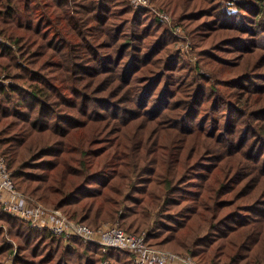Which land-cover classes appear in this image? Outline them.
Listing matches in <instances>:
<instances>
[{
  "label": "trees",
  "instance_id": "trees-1",
  "mask_svg": "<svg viewBox=\"0 0 264 264\" xmlns=\"http://www.w3.org/2000/svg\"><path fill=\"white\" fill-rule=\"evenodd\" d=\"M149 1L172 26L131 0H0V156L19 191L92 229L264 264V0ZM6 256L134 264L0 206Z\"/></svg>",
  "mask_w": 264,
  "mask_h": 264
},
{
  "label": "built area",
  "instance_id": "built-area-1",
  "mask_svg": "<svg viewBox=\"0 0 264 264\" xmlns=\"http://www.w3.org/2000/svg\"><path fill=\"white\" fill-rule=\"evenodd\" d=\"M133 3L138 6L144 5L146 1L133 0ZM155 12L163 21L171 23L167 15ZM174 33L177 36L183 34L179 27L174 28ZM0 206L9 216L35 229L48 231L63 241L78 239L84 244L96 245L104 250L127 251L133 255L134 264H195L190 258L148 246L144 235L128 234L117 225L92 229L83 223L67 218L59 210L47 208L38 201L25 196L14 186L3 157H0ZM15 252L16 248L14 255Z\"/></svg>",
  "mask_w": 264,
  "mask_h": 264
},
{
  "label": "rangeland",
  "instance_id": "rangeland-1",
  "mask_svg": "<svg viewBox=\"0 0 264 264\" xmlns=\"http://www.w3.org/2000/svg\"><path fill=\"white\" fill-rule=\"evenodd\" d=\"M146 1V3L144 4V5H136L135 3H133V0H131V4H132V7L134 8V9H140V8H147V9H150L151 10V12L153 13H155L157 16H158V14L155 12V11H157V12H159V13H163V12H160V11H158L157 10V6L155 5V4H153L156 8L154 9L153 7H152V4H150V3H152V2H150L149 0H145ZM193 2H192V4L191 5H193L194 3H199V0H192ZM150 2V3H149ZM199 6V5H198ZM161 10V9H160ZM162 11V10H161ZM164 11V10H163ZM153 13V14H154ZM164 13H166V11H164ZM154 14V15H155ZM166 15V14H165ZM167 16H168V13H167ZM168 18L170 19V17L168 16ZM170 21H171V23L169 24V25H171L172 26V20L170 19ZM167 23V22H166ZM180 28V27H179ZM182 29V28H181ZM182 35L181 36H178L179 38H180V43L178 44V49H179V51L183 54V55H185V56H183L191 65H193V63L195 62V57H191V55H188L187 53H189L190 51H191V45H190V43L188 42V40H186V37H185V35H184V31H183V29H182ZM243 66V65H242ZM195 137H197V136H195ZM201 139L202 138H200V139H198L199 140V142L201 141ZM191 147V143H189V144H187V146H186V148H187V150H189V148ZM0 157H2V156H0ZM6 162V161H5ZM6 166H7V164H6ZM9 173H11V172H9ZM22 194H24L22 191H20ZM258 193H259V191H254L253 192V194L250 196L251 197V200L252 199H255L256 197H257V195H258ZM25 196H27V197H30V196H28L27 194H24ZM233 197H234V194H229L228 195V198L231 200V199H233ZM32 199H34V198H32ZM34 200H36V199H34ZM242 201V199L235 205V207H237V206H240V205H242V204H244V202H241ZM39 203H41L43 206H45V207H47V208H50V209H54V208H51L52 207V205L51 204H45V203H43V202H39ZM56 210H58V209H56ZM63 215H65L66 216V214H64L61 210H59ZM67 218H69L68 216H66ZM203 219H204V217H203ZM115 225H117L118 227H120L121 229H122V227L120 226V224H119V221H113V222H111V221H104L103 223H101V225H100V227H108V226H115ZM123 230V229H122ZM124 231V230H123ZM141 235H144V237H145V234L144 233H142ZM13 246H14V248H16V244H15V242L13 243ZM158 250H161V251H166V252H170V253H173V252H171V251H168L167 249H158ZM173 254H175V255H178V256H182V257H187V258H190L195 264H197V262L189 255V254H181V255H179V254H176V253H173ZM6 260V261H5ZM10 260H11V258L8 256H6V258L4 259V264H10Z\"/></svg>",
  "mask_w": 264,
  "mask_h": 264
}]
</instances>
